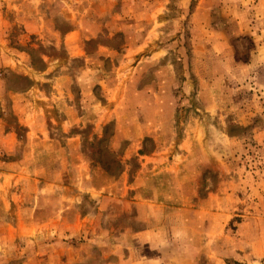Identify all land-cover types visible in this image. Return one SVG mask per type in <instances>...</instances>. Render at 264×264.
I'll return each mask as SVG.
<instances>
[{
	"label": "rangeland",
	"instance_id": "374dc122",
	"mask_svg": "<svg viewBox=\"0 0 264 264\" xmlns=\"http://www.w3.org/2000/svg\"><path fill=\"white\" fill-rule=\"evenodd\" d=\"M63 70L76 95L128 93L101 126L90 106L75 117L107 173L70 202L68 176L48 181L61 118L49 109L35 135L21 110ZM156 151L139 186L108 191ZM0 264H264V0H0Z\"/></svg>",
	"mask_w": 264,
	"mask_h": 264
},
{
	"label": "crops",
	"instance_id": "0c3cea01",
	"mask_svg": "<svg viewBox=\"0 0 264 264\" xmlns=\"http://www.w3.org/2000/svg\"><path fill=\"white\" fill-rule=\"evenodd\" d=\"M58 77L53 78L55 81V85L52 86V88L49 90V92L41 93L39 90L38 94H34L35 90L32 88L28 90L25 93V96L29 98L27 104H25L24 107H22V113L23 115V121L25 122V125L29 126L30 130L37 135V127L40 132L44 130V124H45V116L47 115L49 109L53 110L58 117L61 118V123H59L58 128L62 131V134H65L63 137L66 138V141L64 142V147H61L60 145L55 144L56 149L55 152V163L52 166L53 176L48 180L49 183H56V184H63L64 181L62 177L68 176V179L70 180L69 183L76 185V188H73L71 186H66L65 191L63 192L62 199L66 200L68 202L73 201L75 197L78 195V189L80 190V187H85V177L86 174H88L90 177L97 173L98 171L106 172V170L102 169V167L98 166H92L91 160H89L87 154L84 152V150L81 148V138L78 135H75L76 133H73L71 130L72 127H74L75 117H77L78 122H81V108L90 106L92 108V111L96 112L97 118H95L94 123L97 126H101L105 123V118L107 113L105 111L112 112V110L122 111L121 109L124 107H127V95L128 93L124 88H119L117 85H114L111 89H108L105 91L102 89L100 93L102 92L101 98L94 97V99H89L86 97L87 91L85 89H82L81 92H79L77 95L74 94L71 90V87L69 88L66 85L67 79H70V76L68 77V73H66L64 70L59 72ZM56 79L59 81L58 84H56ZM84 90V91H83ZM63 96L62 98L60 96ZM44 98V99H43ZM46 99V100H45ZM87 101L89 105L87 104ZM145 104L142 105V108H139L144 113L145 111ZM112 108V109H111ZM57 111H63V113ZM46 112V113H45ZM108 113V114H109ZM45 114V116H44ZM101 115H104V120H101ZM118 116V115H117ZM116 127H120L119 120L116 119ZM127 125H132L130 123V120H126ZM147 119H145V113L141 114V120L138 121V126H141L144 129ZM124 122V121H123ZM136 124L133 123V126ZM36 128V129H35ZM137 137V134H134ZM138 136L143 138L145 136L143 133H138ZM127 142L130 145L128 146V149L132 147L136 142V138L132 136H126ZM68 139V140H67ZM55 140V139H51ZM117 140V136H116ZM59 142V140L57 141ZM56 143V142H54ZM127 153H131L126 151ZM163 152V151H162ZM162 152L156 151L152 152L150 154L147 153H141L139 154L140 157V167L138 170V173L136 176H133V182L130 186L127 184L130 178L129 168L128 166L125 167L122 171L118 172L117 175L113 176L111 178V183L108 186V191L113 192L114 194L119 192L121 196H123L124 192L126 190H132L131 188H136L138 185H135V182L138 180V176L141 177V174L144 175L145 171L150 169L148 165L151 164L153 168H156V165L160 160V156L162 155ZM128 155V154H127ZM130 157V156H127ZM65 160L67 166L60 165V161ZM152 163H154L152 165ZM164 169H170L168 167L160 168V171H164ZM174 170V169H173ZM170 170V171H173ZM27 172L26 167H20L18 171H16V175H25ZM107 173V172H106ZM71 180H73L71 182ZM48 184V183H46ZM92 189L94 190L95 194H99L102 190L98 185L94 184L92 185ZM113 190V191H112ZM75 191V192H74ZM59 197V196H58ZM138 199L134 202L136 206L146 207L150 209L151 212L154 211V209L158 206L156 203V199H150V198H141V196H137ZM63 205H68L67 203ZM160 206V205H159ZM142 215L141 217L145 216V213L140 211ZM147 216L149 214H146ZM141 236H145L144 232H141Z\"/></svg>",
	"mask_w": 264,
	"mask_h": 264
}]
</instances>
